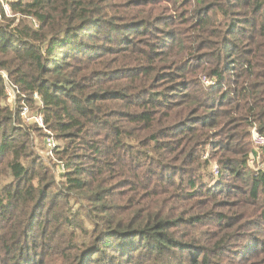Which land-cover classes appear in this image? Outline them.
<instances>
[{
  "label": "trees",
  "instance_id": "16d2710c",
  "mask_svg": "<svg viewBox=\"0 0 264 264\" xmlns=\"http://www.w3.org/2000/svg\"><path fill=\"white\" fill-rule=\"evenodd\" d=\"M167 2L17 0L0 20V71L19 98L6 104L0 77V264H225L220 239H198L225 219L221 195L186 167L216 142L221 108L264 134V0H169L177 17ZM23 103L63 143L59 177ZM215 144L241 154L229 136ZM246 158L218 165L240 181Z\"/></svg>",
  "mask_w": 264,
  "mask_h": 264
},
{
  "label": "rangeland",
  "instance_id": "374dc122",
  "mask_svg": "<svg viewBox=\"0 0 264 264\" xmlns=\"http://www.w3.org/2000/svg\"><path fill=\"white\" fill-rule=\"evenodd\" d=\"M166 7H169V10L166 12V15L172 17H177L180 13H175L172 11V5L169 3L164 4ZM186 11V10H184ZM176 15V16H175ZM144 39H147L143 37ZM199 83L205 89L214 88V81L205 78L204 74H201L199 77ZM171 86L170 83L164 82L158 86V91L161 93L174 95L179 94L180 91H170L168 90ZM211 88V89H213ZM215 89V88H214ZM16 96H18L16 94ZM215 99V96H210ZM15 103L19 100L16 97ZM11 101L7 98L6 104L13 108L12 104L14 101ZM16 105V104H15ZM14 105V106H15ZM28 105V104H27ZM31 111V115L35 116L39 113V105L35 104L34 106L28 105ZM223 115V124L214 129H210L207 132L210 134V141H224L229 136L235 140V149L241 154H231L220 150L216 146V142H209L205 144L201 153L199 155L200 161L194 163L191 166L186 167V171L197 174L198 176H204L206 173L210 175V178L206 180L205 185L209 190H213L221 196L217 198V203L220 204L217 213H224L225 219L218 224V227L212 231L211 236L207 238H199L201 244L208 247H213L217 244L219 239L223 242V253L222 257L225 264H264V193L261 191L262 198L257 202H254L251 192L253 190V178H259L258 174L264 172V149L256 148L253 144L252 137L254 129H258L256 125H251V122H246L245 120H240L239 118H234L235 116L230 117L231 108L224 107L221 108ZM23 124L26 127H38L31 121L21 117ZM237 121V122H235ZM43 138L40 139L36 136V145L40 150V157L45 160L46 163H53L57 165L53 167L56 176L59 177L60 173L65 171V168L61 165V162L50 157L48 155V150L46 148V138L49 136V133L42 131ZM59 148L63 143L56 138L54 132H51ZM229 133V134H228ZM247 157V158H246ZM227 158H236V159H245L247 161L249 172L247 175L242 176L240 181H237L236 175L234 172L229 174L228 171H221L218 161H223ZM47 159V160H46ZM208 162V163H207ZM237 166L236 163H234ZM235 175V176H234ZM229 178H225V177ZM189 205H193L191 202Z\"/></svg>",
  "mask_w": 264,
  "mask_h": 264
},
{
  "label": "built area",
  "instance_id": "2783aa9c",
  "mask_svg": "<svg viewBox=\"0 0 264 264\" xmlns=\"http://www.w3.org/2000/svg\"><path fill=\"white\" fill-rule=\"evenodd\" d=\"M17 0H0V20H3V18H14L17 17V15L14 14L12 10V4L15 3ZM0 77L4 80L5 86H6V93H7V98L13 102L14 104L11 103L14 107L15 100L16 99V94L17 92L14 89V86L12 85L9 75L5 71H0ZM35 99H39L38 95L35 94L34 96ZM21 117L24 119H27L34 123L35 125L38 126V128L46 131L49 133V136L46 138V148L48 150V155L50 157L55 156V152L58 151L59 146L58 143L54 137V135L47 129L45 119L42 114H37L35 116L31 115L30 108L27 104L23 103L21 107ZM253 144L256 148L259 149H264V134L260 133L257 129H254L253 131V137H252ZM64 167L63 164H61Z\"/></svg>",
  "mask_w": 264,
  "mask_h": 264
}]
</instances>
